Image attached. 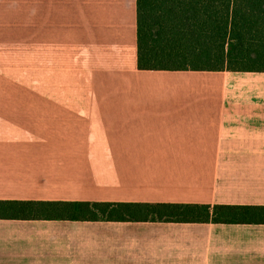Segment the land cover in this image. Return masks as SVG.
<instances>
[{
	"label": "crops",
	"instance_id": "1",
	"mask_svg": "<svg viewBox=\"0 0 264 264\" xmlns=\"http://www.w3.org/2000/svg\"><path fill=\"white\" fill-rule=\"evenodd\" d=\"M32 1L33 16H38L29 20L26 11L24 24L5 27L14 29L15 36L39 34L42 44L51 36L60 45L64 35L87 34L81 26L62 24L81 23L66 18L62 0ZM42 2L54 3L51 13L46 7L44 13L38 9ZM133 6L135 59L136 0ZM40 50L44 54L48 49ZM155 72L171 77L201 74L207 82L216 77L218 98L211 105L210 99L176 98V93L167 99L88 104L104 109L98 120L116 126L111 133L106 129L107 138L126 145L107 149L104 155L121 157L113 163L122 168L134 164L143 191L94 198L56 195L68 190L60 185L49 189L45 171L58 169L62 158L51 164L47 141L43 147L34 134L35 122L43 120L21 116L31 102L9 103L21 111L2 110L7 103L0 102V199L264 205V71ZM182 83L175 86H186L188 80ZM61 151L55 153L94 155L86 148ZM144 168L152 171L151 187L142 180ZM0 264H264V224L0 218Z\"/></svg>",
	"mask_w": 264,
	"mask_h": 264
},
{
	"label": "trees",
	"instance_id": "2",
	"mask_svg": "<svg viewBox=\"0 0 264 264\" xmlns=\"http://www.w3.org/2000/svg\"><path fill=\"white\" fill-rule=\"evenodd\" d=\"M136 46L126 73L133 78L155 71H264V0H136ZM63 60L0 57L2 110L21 111L9 103L31 102L23 118L58 121L73 117L71 108L74 121L83 123L79 130H86L94 122L87 113L92 102L150 99L139 93L140 78L123 91L96 66L65 71L80 66ZM79 75V83L65 81ZM64 137L61 152L82 149L77 136ZM58 149L49 148L51 164L66 157ZM0 218L264 224V205L0 199Z\"/></svg>",
	"mask_w": 264,
	"mask_h": 264
},
{
	"label": "rangeland",
	"instance_id": "3",
	"mask_svg": "<svg viewBox=\"0 0 264 264\" xmlns=\"http://www.w3.org/2000/svg\"><path fill=\"white\" fill-rule=\"evenodd\" d=\"M62 1L66 7L64 10L66 18L69 21L74 18L81 22L62 24L70 27L74 25L79 26V28L83 27V30L81 28L82 33L85 29L87 34H80V36L64 35L60 37V40L63 41L64 39L62 44L57 45L54 42L57 39H53L54 37L51 36L47 37L48 39H42L48 44H42L39 34L33 35V37L15 36L16 32L14 29L10 32L9 28H5L17 22L21 23V25L24 24L26 11L28 15L30 14L29 20L31 17L38 16H33V14H36V9L33 8L34 2L32 0H0V57H17L18 55L65 56L68 57L63 60L65 65L80 66L78 68L69 67L65 71L91 69V65H94L105 76H109L108 79H110L111 84L117 88H121L123 91L124 89H130L131 83L134 84V78H140L141 83L138 86L142 98L145 95L146 97H150V99H167L177 93L176 98L210 99L211 105L215 104L214 101H217L219 83L218 79H215L216 77L210 78V81L207 82L201 74H197L196 77L189 76V74L187 77L182 74V76L171 77L157 72H143L140 73V77L136 76L134 78L126 75L128 71L132 70L129 67L134 62V23H132L134 0ZM53 5L54 3L51 2L50 4L42 2L38 9L44 13L46 7L47 11L51 13L49 9H52ZM28 10H31L32 14ZM74 13H76V16H74ZM75 41L79 44H70ZM82 41H85V44L81 47ZM41 47L48 50L44 54L40 53ZM31 69L35 70L36 68ZM137 74L139 73L137 72ZM193 78H196V81ZM197 78H200L199 81ZM186 79L188 80V85L175 86L176 82L182 83ZM65 81L79 83L82 81V76L65 77ZM84 81H87V78ZM103 110L91 107L89 112L87 111V113L92 115V121L94 122H89L90 126L86 130H83L84 128L79 130V128L83 127L81 125L83 123H81L82 121H74V115L76 114L70 115V112L73 113V109L71 108L67 109L69 114L67 116H73L71 118H64L63 120L59 118L57 119L58 121L43 120L41 123L40 121L38 123L35 122L36 127L33 126V132L36 134L38 140H43V147L46 146L47 141L49 142V148L56 147L60 148L58 150L61 151L65 145L64 136L67 138H71L72 136L75 138L77 136L78 147L90 149L94 153L90 158H85L88 156L73 154L62 158L58 169L54 170L52 167H49V171L43 169V172H49L48 183L51 191L58 185H60L61 190L66 191L67 189L69 191L62 194L57 193L56 195L61 196L70 193L71 196L77 198H94L111 195L112 192L118 191H121L122 194L125 192L135 194L137 190L143 191L142 188L138 189V186L141 187V185L140 181L137 180L135 172L138 168L134 164L132 167L125 166V168H122L120 164L115 165L113 163V160L120 159L121 157L104 155L107 149L114 147L123 148L126 145L121 141H116V139H108V135L104 134L106 129L109 131L108 133L113 132L114 130L112 131V129H116V126L106 125L104 120H98V118L103 116L101 112ZM80 111L78 110L77 112L79 115ZM210 112L213 113V109ZM91 123H95L96 125H92ZM67 125V129H62V127ZM93 130L95 131L92 132ZM70 133L72 134L69 135ZM110 136L112 137L113 135L111 134ZM141 146L149 147L150 145ZM84 159H90L91 161ZM140 171L144 176L142 179L145 180L144 185L149 186L152 182L149 173H152V171H149L148 168L141 169ZM117 173L119 176H117ZM124 173L132 175L133 178L129 179Z\"/></svg>",
	"mask_w": 264,
	"mask_h": 264
}]
</instances>
